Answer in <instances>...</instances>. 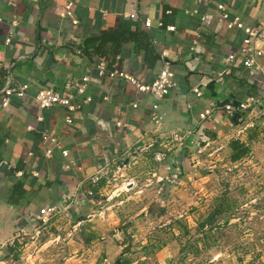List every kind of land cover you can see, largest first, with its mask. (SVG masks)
<instances>
[{
  "label": "crops",
  "instance_id": "1",
  "mask_svg": "<svg viewBox=\"0 0 264 264\" xmlns=\"http://www.w3.org/2000/svg\"><path fill=\"white\" fill-rule=\"evenodd\" d=\"M222 1L230 18L238 16L250 26L264 21V0ZM67 4L77 20L75 24L62 16ZM204 12L215 15L212 2L0 0V89L8 75L9 83L29 84L24 96L12 97L0 111V244L19 229L35 225L30 215L44 206H56L63 209L60 215L75 218H81V212L88 209L84 213L89 216L87 220L99 222L119 209L128 192L139 194L150 183L164 182L167 175L176 176L175 170L180 177L183 153H217L218 145L230 155L231 141L241 143L246 154L257 153L256 143L261 141L257 134L264 141V55L258 58L261 70L250 75L238 59L226 63L225 56L238 51L242 33L226 29L215 18L199 26V16ZM124 13L137 17L129 18ZM12 17L16 25L11 29ZM143 19L149 20V27H143ZM168 25L173 29L167 30ZM10 29L11 41L5 44ZM112 32L121 33V37L116 41L103 39ZM141 32H149L156 47L167 51L168 66L174 73V85L159 102L161 127L184 134L180 142L160 146L167 154L165 163L152 168L146 160H153V150L143 148L152 130L151 98L123 78L97 77L95 70L98 61H104L107 68L117 55L120 70L150 82L161 63L156 59L147 67ZM194 40L197 45L191 49ZM84 75L90 80L84 94L77 97L80 108L71 112L70 123L64 121L68 113L64 107L39 109L35 105L37 89L52 87L69 94ZM192 87L199 89L200 96L192 92ZM83 96L90 100L81 101ZM249 96L259 100L252 106V113L246 110L224 115L223 103L234 105ZM205 107L214 111L200 127L197 113ZM116 120L124 125L116 126ZM247 121L254 127L238 132ZM43 130L56 138L57 146L40 138ZM210 144L216 148L209 149ZM47 148L50 155L44 156ZM61 149L66 150L65 156ZM28 152L32 155L27 156ZM103 164L112 170L117 166L120 177L111 186L104 180L90 184L88 176ZM16 171L21 174L16 175ZM140 179L145 181L141 183ZM120 180L129 181L127 190L117 189ZM72 193L76 195L71 199ZM116 248L120 245H107L110 253ZM112 264L120 262L115 259Z\"/></svg>",
  "mask_w": 264,
  "mask_h": 264
},
{
  "label": "rangeland",
  "instance_id": "2",
  "mask_svg": "<svg viewBox=\"0 0 264 264\" xmlns=\"http://www.w3.org/2000/svg\"><path fill=\"white\" fill-rule=\"evenodd\" d=\"M261 136L257 153L235 162L218 145L217 153H183L180 177L175 170L128 192L99 222L85 209L81 218L59 214L28 226L0 244V264H264ZM108 244L120 248L110 253Z\"/></svg>",
  "mask_w": 264,
  "mask_h": 264
},
{
  "label": "built area",
  "instance_id": "3",
  "mask_svg": "<svg viewBox=\"0 0 264 264\" xmlns=\"http://www.w3.org/2000/svg\"><path fill=\"white\" fill-rule=\"evenodd\" d=\"M205 1L213 3L216 13L215 15L211 14L210 12H204L203 14H201L198 21L199 26L207 25L213 18H215L216 21L223 24L226 29L238 30L242 33L241 45L238 51L236 53H228L225 56L224 61L226 63H231L235 59H238L241 65L247 70V73L249 75L255 73L258 70H261L258 58L264 55V21L259 22L256 25H246L238 16H233L231 18L228 16L225 4L222 0H204V2ZM166 12H169V10H167ZM124 15L129 18L137 17L134 13H124ZM62 16L68 18L72 24H75L77 22V20L72 15L69 4H67L65 9L63 10ZM9 25L11 26V29L16 25V21L13 17L10 19ZM142 25L143 27H149V20L143 19ZM11 29L4 37L5 44L10 43L11 41ZM166 29L172 30L173 26L168 25L166 26ZM151 44L158 54V59L160 60L161 67L159 68L155 77L148 83L139 81L127 72L120 70L117 67V55L114 57V61L109 65V68H106L105 62L101 60L98 61L95 65V70L97 77L106 76L109 78H123L138 92L149 95V97L151 98V101L149 103V120L152 123V130L150 131V138L143 145V148L153 150L152 159L155 163L160 164L165 163L166 159V154L164 153L162 148H160V146L164 148L169 142H180L184 134L178 130L165 131L161 127L162 114L159 110V102L160 100H162L164 95L168 93L169 89L174 85V73L168 66L167 51L163 48L158 49L156 47V41L154 39H151ZM196 45L197 43L194 40L190 48L194 49ZM89 80V76H82L79 81L73 86V90L69 94L59 93L52 87L39 88L33 95V101L39 109L48 108L53 105L64 107L68 112L64 117V121L66 123H70L71 112L77 111L80 108V102L78 101L77 97L84 94L86 85L88 84ZM28 87L29 84L26 82L9 83V85L0 94V111L7 107L12 97L24 96ZM192 92L196 96H200V92L197 87H192ZM89 100L90 98L88 96H83L81 101L87 102ZM258 101V98L249 96L244 100L236 102L234 105L229 102H225L221 105V110L227 117L232 116L237 112L242 113L246 110L249 113H252L251 108L252 106L257 105ZM135 105V103H130V106L132 107H135ZM213 111V107H205L201 109L197 113L198 126L202 127V123L212 116ZM118 113L121 115L122 110H119ZM115 125L120 127L124 124L121 122V120H116ZM252 127H254V123L252 121H247L238 132H241L244 128ZM40 138L43 141H48L52 146L58 145L56 138L47 134L45 130L41 131ZM60 153L65 156L66 150L61 149ZM27 154V156L32 155L31 152H28ZM43 155L49 156L50 148L45 149ZM169 168L170 166L166 165V169ZM118 169L119 168H117L116 166V168L112 170V168L108 164H103L99 166L91 175H89L87 180L92 185L97 184L100 180H104L106 185L111 186L120 177V174H118ZM15 174L20 175L21 171H16ZM118 183L119 187L117 189H120L122 191L127 190L126 187L129 184V181L120 180ZM77 192H79L78 189H76V193ZM85 192L87 195H91L90 190H87ZM75 195V193H72L70 196L71 199L75 198ZM62 210L63 209L60 210L58 207L53 205L44 206L40 207L35 213H31L30 216L37 224H43L49 219L61 213ZM21 232H23V229H19L15 234L19 235Z\"/></svg>",
  "mask_w": 264,
  "mask_h": 264
},
{
  "label": "trees",
  "instance_id": "4",
  "mask_svg": "<svg viewBox=\"0 0 264 264\" xmlns=\"http://www.w3.org/2000/svg\"><path fill=\"white\" fill-rule=\"evenodd\" d=\"M117 37L118 38L121 37V33L112 32L111 34L104 35L103 39H106V40L108 39L110 41H116ZM132 40H134V39H132ZM140 40L143 42V46H144L145 51L148 55V56H146V64H147V67L149 68L154 64V61L156 59H158V54H157L156 50L154 49L153 45L151 44V36H150L149 32H147V33L141 32ZM111 51L113 53H116L117 49L112 48ZM107 68H109V67H107ZM229 146L232 149V153H230V155H229V160L231 162L239 160L241 157H243L246 154L247 149L241 143H238L237 141H231ZM120 264H128V262L122 261V262H120Z\"/></svg>",
  "mask_w": 264,
  "mask_h": 264
},
{
  "label": "water",
  "instance_id": "5",
  "mask_svg": "<svg viewBox=\"0 0 264 264\" xmlns=\"http://www.w3.org/2000/svg\"><path fill=\"white\" fill-rule=\"evenodd\" d=\"M9 75L7 76L6 80H5V83L3 85V87L0 89V94L3 92V90L9 85ZM126 163V161H125Z\"/></svg>",
  "mask_w": 264,
  "mask_h": 264
}]
</instances>
